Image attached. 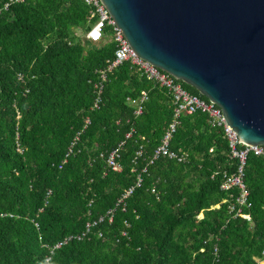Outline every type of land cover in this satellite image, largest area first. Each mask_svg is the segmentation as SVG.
<instances>
[{
    "label": "trees",
    "instance_id": "16d2710c",
    "mask_svg": "<svg viewBox=\"0 0 264 264\" xmlns=\"http://www.w3.org/2000/svg\"><path fill=\"white\" fill-rule=\"evenodd\" d=\"M94 23L82 0H26L0 13V215L16 217L0 219V264H45V246L83 234L139 176L143 185L125 200L126 211L68 244L52 264H258L264 159L251 154L246 166L243 214L252 222L231 213L241 191L222 187L239 161L207 114L180 120L170 148L186 153L185 163L162 157L151 164L173 122L172 97L131 63L107 73L99 94L116 46L111 29L100 44L79 40L77 31L89 35ZM143 92L150 99L137 116L132 101ZM121 143L115 172L107 159Z\"/></svg>",
    "mask_w": 264,
    "mask_h": 264
},
{
    "label": "water",
    "instance_id": "95a60500",
    "mask_svg": "<svg viewBox=\"0 0 264 264\" xmlns=\"http://www.w3.org/2000/svg\"><path fill=\"white\" fill-rule=\"evenodd\" d=\"M136 56L222 108L264 146V0H101Z\"/></svg>",
    "mask_w": 264,
    "mask_h": 264
},
{
    "label": "built area",
    "instance_id": "2783aa9c",
    "mask_svg": "<svg viewBox=\"0 0 264 264\" xmlns=\"http://www.w3.org/2000/svg\"><path fill=\"white\" fill-rule=\"evenodd\" d=\"M26 0H8L5 5L0 9V13L3 11H8L10 8L17 4H23ZM90 8V17L95 20V23L92 27L91 33L88 35V40L93 44H100L104 41L105 31L108 29L112 30V39L116 46L115 58L109 63L107 70L100 73L101 83L96 86L99 94H102L103 85L107 81V73H111L114 70L121 67L124 63H131L133 66L137 67L140 72H143L149 81L158 85L162 89L166 90L168 94L172 97L173 106H174V115L173 122L169 125L167 131L161 139L159 147L155 152V156L151 164L155 163L158 159L165 157L171 160H176L179 163H185L187 161L188 155L184 152H175L171 150L170 145L173 139L174 134L177 131L178 125H180V120L182 116L185 115H194L198 112L207 114L210 119V125L213 129L223 131L224 137L229 143L230 157L239 161V169L235 175H226L225 182L223 184V189L225 191H230L233 188H238L241 191V194L238 198V204L231 206V213L237 212L236 218L245 217L251 222L249 216L243 214L244 209L250 207L249 204V190L245 182L246 177V166L248 163V158L251 154H254L260 158L264 159V146H256L245 143L241 140L235 132L228 127L226 122L223 119L222 108L218 106L215 102L204 99L200 96L190 93L187 89L184 88L183 84L172 76L156 69L153 65L147 63L146 61L138 58L133 50L130 48L128 42L116 27L115 22L112 17L104 7L101 0H82ZM19 79L24 81V76L20 75ZM150 95L147 92H143L142 95L138 97L137 100H133L132 104L136 107L135 115L140 116L144 114L145 105L149 101ZM101 97H98L94 101V107L99 108L101 104ZM91 124V121H89ZM88 127V126H87ZM79 133L76 140L73 142L72 146L69 149L67 157H70L74 154L75 147L80 141ZM131 134H128L126 137L129 138ZM124 143H121L118 149L114 150L107 159L108 167L115 172H121L122 167L118 162L120 157V151L123 148ZM21 151V150H20ZM213 151V150H212ZM143 151L137 153L138 156L142 155ZM148 170L145 169L144 172ZM143 185V178L139 176L137 182L134 186L127 189L122 197L118 200L116 206L111 209L105 216H102L96 222H91L88 224L86 231L83 234L77 236H71L55 245V247L45 246L47 250L50 251L51 256L45 260V264H52L53 257L57 252L65 248L68 244L78 241L83 242L93 233V230L98 228V226L105 223H113L114 216L118 209L122 208V211H126L125 200L131 197L135 190ZM51 194V193H50ZM14 219V215L2 214L0 219ZM35 227H38V224H35ZM102 238V235H99ZM215 252H218L216 250ZM258 264H264V253L262 258H257Z\"/></svg>",
    "mask_w": 264,
    "mask_h": 264
},
{
    "label": "rangeland",
    "instance_id": "374dc122",
    "mask_svg": "<svg viewBox=\"0 0 264 264\" xmlns=\"http://www.w3.org/2000/svg\"><path fill=\"white\" fill-rule=\"evenodd\" d=\"M77 34H78V38L81 42H83L84 44L87 43L89 40H88V35L83 32L82 30H78L77 31Z\"/></svg>",
    "mask_w": 264,
    "mask_h": 264
},
{
    "label": "crops",
    "instance_id": "0c3cea01",
    "mask_svg": "<svg viewBox=\"0 0 264 264\" xmlns=\"http://www.w3.org/2000/svg\"><path fill=\"white\" fill-rule=\"evenodd\" d=\"M247 208H250V207H247ZM250 217V216H249ZM251 218V217H250ZM251 222H252V219H251Z\"/></svg>",
    "mask_w": 264,
    "mask_h": 264
},
{
    "label": "clouds",
    "instance_id": "9594fccd",
    "mask_svg": "<svg viewBox=\"0 0 264 264\" xmlns=\"http://www.w3.org/2000/svg\"><path fill=\"white\" fill-rule=\"evenodd\" d=\"M8 215H10V214H8ZM15 219V218H14Z\"/></svg>",
    "mask_w": 264,
    "mask_h": 264
}]
</instances>
